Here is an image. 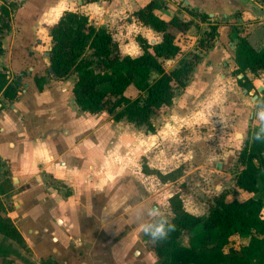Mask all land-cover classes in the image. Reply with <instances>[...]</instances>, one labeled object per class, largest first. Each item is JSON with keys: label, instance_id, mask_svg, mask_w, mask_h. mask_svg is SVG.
<instances>
[{"label": "crops", "instance_id": "obj_1", "mask_svg": "<svg viewBox=\"0 0 264 264\" xmlns=\"http://www.w3.org/2000/svg\"><path fill=\"white\" fill-rule=\"evenodd\" d=\"M150 1L82 0L80 5L79 0H0V71L10 84L19 83L14 100L0 94V217L22 240L0 232V264L159 263L148 232L162 215L148 205L147 181L130 176L117 183L123 176L103 170L117 141L114 127L124 120L82 111L73 93L76 76L60 80L49 73L50 29L65 11L88 16L95 27L122 40L120 52L138 57L143 54L138 37L150 45L163 39L137 16ZM159 2L162 7L154 11L159 18L191 24L180 39L182 53L169 63L186 59L201 26L221 23L231 29L242 19L248 22L250 43L264 50V21L244 0ZM3 8L10 10L6 23ZM36 79L44 83L38 86ZM129 91L131 99L139 95L133 85L126 96ZM62 186L71 191L69 196ZM156 211L148 224L149 213Z\"/></svg>", "mask_w": 264, "mask_h": 264}, {"label": "trees", "instance_id": "obj_2", "mask_svg": "<svg viewBox=\"0 0 264 264\" xmlns=\"http://www.w3.org/2000/svg\"><path fill=\"white\" fill-rule=\"evenodd\" d=\"M161 7L159 0H151L137 12L145 26L163 36L156 45L138 37L143 50L138 57L122 56L112 34L104 27H95L88 16L78 12L65 11L50 29L53 46L49 68L60 80L76 76L73 93L82 111L107 112L116 122L125 120L139 127L148 124L155 111L173 104L175 86H186L185 79L194 72L198 58L196 63L182 59L173 70L164 69L161 60H172L182 53L180 39L191 24L178 18H159L154 11ZM9 17L10 10L3 8L2 20ZM220 27L221 23L210 26V33L221 31ZM225 29L227 35L229 28ZM238 39L234 61L238 75L243 74L238 82L251 90L254 86L246 72L264 71V50L257 51L248 35ZM153 71L158 75L150 81ZM35 81L38 86L44 83ZM13 83L0 71V94L8 100L17 97L19 83ZM132 85L139 91L134 99L126 96ZM236 161L239 171L234 194L215 197L207 215L187 212L178 195L170 199L173 217L170 221L157 219L148 232L158 264H264V202L255 198L258 182L264 183L263 131L253 133ZM0 232L22 241L14 226L1 217Z\"/></svg>", "mask_w": 264, "mask_h": 264}, {"label": "rangeland", "instance_id": "obj_3", "mask_svg": "<svg viewBox=\"0 0 264 264\" xmlns=\"http://www.w3.org/2000/svg\"><path fill=\"white\" fill-rule=\"evenodd\" d=\"M244 1L256 10L258 21H264V2ZM242 21L231 26L227 37L221 27L214 35L209 26L194 31L196 43L185 60L196 63L198 58L197 65L185 79V87L175 86L173 104L155 111L146 125L137 127L124 120L114 127L117 141L112 155L103 161V170L114 169L123 176L117 183L130 180V176L144 178L151 195L148 205L157 206L166 221L173 217L169 201L175 195L184 209L201 216L207 215L215 197L234 194L238 154L254 132H264V91L252 102L243 94L237 78L236 49L231 43L236 47L238 36L250 34L248 22ZM231 32L235 33L232 38ZM120 53L126 54L123 50ZM168 61L161 60L166 71L179 65L177 60ZM157 75L153 71L150 81ZM246 76L254 88L264 86V72L247 71ZM127 96L132 97V93L129 91ZM259 187L257 197L264 201L263 181H259ZM62 189L67 196L71 194L67 188ZM156 213H149L148 224Z\"/></svg>", "mask_w": 264, "mask_h": 264}, {"label": "water", "instance_id": "obj_4", "mask_svg": "<svg viewBox=\"0 0 264 264\" xmlns=\"http://www.w3.org/2000/svg\"><path fill=\"white\" fill-rule=\"evenodd\" d=\"M262 1L264 2V0H262ZM79 4L80 5L82 4V0H79ZM231 46L233 49L235 48V46L232 43H231ZM47 55H49V53ZM49 73L52 74L53 76H55L53 73V70L51 68L49 69ZM242 78H243V74H239L238 79H242ZM263 91H264V86L260 85L257 88L251 89L250 91L247 89H244L243 94L250 96L251 101L255 102L259 97V93H261ZM238 136H240V135H238ZM218 168H220V164H218ZM155 209H156V207L153 208V210H155Z\"/></svg>", "mask_w": 264, "mask_h": 264}, {"label": "clouds", "instance_id": "obj_5", "mask_svg": "<svg viewBox=\"0 0 264 264\" xmlns=\"http://www.w3.org/2000/svg\"><path fill=\"white\" fill-rule=\"evenodd\" d=\"M155 238H156V234L154 233V234H153V239H155Z\"/></svg>", "mask_w": 264, "mask_h": 264}, {"label": "flooded vegetation", "instance_id": "obj_6", "mask_svg": "<svg viewBox=\"0 0 264 264\" xmlns=\"http://www.w3.org/2000/svg\"><path fill=\"white\" fill-rule=\"evenodd\" d=\"M237 78H238V76H237ZM238 80H240V79H238ZM244 83H245V80H244ZM244 89H246V88H243V90H244ZM243 90H242V92H243ZM247 90H248V89H247ZM249 91H250V90H249Z\"/></svg>", "mask_w": 264, "mask_h": 264}]
</instances>
